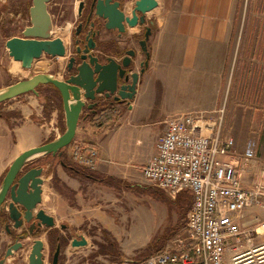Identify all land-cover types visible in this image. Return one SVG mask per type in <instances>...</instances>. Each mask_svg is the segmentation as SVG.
Returning a JSON list of instances; mask_svg holds the SVG:
<instances>
[{
    "label": "crops",
    "instance_id": "obj_1",
    "mask_svg": "<svg viewBox=\"0 0 264 264\" xmlns=\"http://www.w3.org/2000/svg\"><path fill=\"white\" fill-rule=\"evenodd\" d=\"M16 1L24 6L28 13L30 7L28 1ZM75 1L74 7L69 4V7L64 9L63 17L54 21L53 31L58 32L59 37L67 27L68 29L73 27L77 19L79 0ZM134 1L131 0V3ZM156 2L157 7L145 17L146 25L151 27L147 43L148 67L129 107L124 104L114 106L116 120L100 133L92 131L87 119L82 120L78 124L73 140L76 145L87 144L96 151L98 162L93 171L97 176L116 179L120 185L131 175L133 169L140 170L154 153L157 138L163 132V123L169 116L187 113L209 115L221 108H224L226 116L228 107L250 106L254 109L251 110L252 119L247 121L257 124L264 122V19L261 18L262 14L256 12L257 6L250 4L244 16L239 0H156ZM130 11L131 6L126 12L125 21L129 20ZM138 31V27L128 29V34L136 37ZM41 59L42 62L37 63V67H45L42 73L51 72L61 77L53 59L46 56ZM19 65V62L10 60L9 69L17 71ZM20 71L12 73L8 70L13 76L22 73ZM32 72L33 74L28 77L37 74L34 70ZM44 91L45 87L41 86L38 89L39 96L24 94L9 101L12 106L6 107V111L13 112L19 117L10 119L9 123L0 119V142L7 145L6 150L2 149L4 155L0 153V179L19 154L44 145L63 133L65 122L62 102L61 110L52 103L50 113L45 115ZM152 105L161 107L158 119L155 120L162 127L152 141L147 156L142 163L133 167L121 164L114 159L110 144L104 140L119 135L123 121L131 124L147 117ZM87 112L86 110L85 113ZM259 116L262 117L258 118ZM109 126L112 127L111 133L103 136ZM241 144V138L240 140L238 137L235 138V146ZM64 155L69 161L68 154L65 152ZM46 157L33 162L40 160L45 165L39 208L47 215L53 217L54 213H58L64 218L69 210H81L80 200H83V206L86 201L94 198V194L108 196L115 192L108 189L104 182L69 175L61 166L54 165L52 157ZM244 172L240 174L241 180L245 179ZM247 172L255 178L257 176L255 174H259L260 171L256 164H250ZM46 185L50 187L51 199L47 196L50 202L45 198ZM44 201L48 202L47 205H44ZM90 205L87 204V208H90ZM95 211L97 214L94 217L103 216V220L107 219L108 216L101 215L100 208H96ZM101 224L104 226L106 222ZM71 239L73 238H69V241ZM31 240L43 242L44 254L46 250L44 236ZM85 240L88 245L86 238Z\"/></svg>",
    "mask_w": 264,
    "mask_h": 264
},
{
    "label": "water",
    "instance_id": "obj_2",
    "mask_svg": "<svg viewBox=\"0 0 264 264\" xmlns=\"http://www.w3.org/2000/svg\"><path fill=\"white\" fill-rule=\"evenodd\" d=\"M5 1L0 0V3ZM50 1L31 0L28 8V26L23 28L20 36H12L4 42V50L14 62L27 64L43 56L57 58L63 53L64 47L61 40L52 37L53 23L48 12ZM83 4L84 0H81L78 5V16L81 14ZM118 6L117 2L111 0H92L87 16L89 31L83 41H75L77 44L75 53L79 56L77 59L74 56L68 58L66 78L61 79L53 73H38L0 88L1 104L28 93L39 96L37 87L51 86L60 95L65 122L64 131L60 136L44 145L22 152L7 168L0 182V214L6 219V222L2 223L6 236H10L11 233L8 230L9 224L16 233L23 226L29 225L30 236L40 232L42 228L55 227L54 218L39 208L44 184V164L29 168L32 162L45 156L60 158L74 140L78 124L85 120L88 114L96 112L95 107L100 99L106 100L113 95V100H122L129 107V103L135 96L138 78L148 64L146 42L150 29L145 26V17L148 12L157 7V2L156 0H135L132 3L128 21H125L124 14ZM95 22H97V28L104 31H116L118 34L124 33L125 28L138 27L139 32L145 30L144 38L139 45L146 56V61L138 65L144 66L139 72L136 71L137 62L134 51L127 52L120 60L107 58L100 61L94 56L91 52L95 48L91 29ZM81 28L82 23H78L75 28V37L79 35ZM83 42L86 44L81 49L78 44ZM86 110L88 113H85ZM23 239L24 235H21L15 238L12 244H9L6 239L1 241L5 252L0 259V264H13L14 256L24 248ZM86 245L85 238L78 235L70 242V247L73 249L83 248ZM43 250V242L33 240L26 264H44ZM58 252L57 247L51 264L57 263Z\"/></svg>",
    "mask_w": 264,
    "mask_h": 264
},
{
    "label": "built area",
    "instance_id": "obj_3",
    "mask_svg": "<svg viewBox=\"0 0 264 264\" xmlns=\"http://www.w3.org/2000/svg\"><path fill=\"white\" fill-rule=\"evenodd\" d=\"M222 124L221 111L177 114L164 121L140 173L171 198L190 193L184 226L159 253L112 264H264V219H246L249 209H264V185L246 187L240 177L254 157L255 143L247 141L238 154ZM77 146L71 148L72 161L95 170L96 151L82 146L80 153Z\"/></svg>",
    "mask_w": 264,
    "mask_h": 264
},
{
    "label": "rangeland",
    "instance_id": "obj_4",
    "mask_svg": "<svg viewBox=\"0 0 264 264\" xmlns=\"http://www.w3.org/2000/svg\"><path fill=\"white\" fill-rule=\"evenodd\" d=\"M27 1L30 5V0ZM71 1L68 0L67 3L69 4ZM239 3L244 16L250 4H255L257 6L256 12L262 14L261 18L264 19V0H239ZM68 7L69 5H66V8ZM28 20L27 10L24 6L19 5L18 1L6 0L4 3H0V88L11 85L23 77H28L33 74L32 70L36 73L45 71V67H37V63L42 62L41 58L32 60L27 64L20 63V68L17 71L21 70L20 72L22 73L18 75H12V73H17L16 69H9L10 60L12 59L7 56L4 50V42L12 35H21L23 28L26 25L28 26ZM72 29L73 27L69 29L67 27L61 32L60 37L56 31L52 35L54 38L59 37L64 47L63 53L56 60H53L55 68H59L58 70H60L61 77L65 74L63 68L69 57V35ZM8 70L12 73L8 72ZM10 105L9 101L4 103V110ZM227 109L226 114H228L226 116H224V108L217 111H221L223 116V135L232 138L234 142L235 138L238 137L239 140L241 138L242 144L237 145V147L235 146V151L241 154L247 141L251 140L255 143L254 157L250 164H256L260 172L259 174H255L257 175L255 178H252L251 174H247V168H245L244 173L246 175L244 176L245 179L241 180L242 185L246 187L251 186L253 183L264 185V122L257 124L247 121L252 119L250 115L251 110L254 108L250 106L228 107ZM160 110V106L152 105L150 114L147 117H144L140 121H134L131 124H126L123 121L119 135H113L111 138L104 140L110 144V149L114 152L113 157L115 160L131 167L143 162L149 152L152 141L155 140L156 134L162 127L155 120L158 119ZM261 117L259 116L258 118ZM111 128L109 126L103 133V136L111 133ZM70 145L66 148L65 152L68 154L69 162L74 163L70 156L71 148L74 144ZM6 147V144L0 142V153H2V156L4 155L2 149L6 150ZM123 181L120 189L113 193L110 191L113 195L109 194L106 196L105 194L97 195L92 193L95 195L94 198L89 202L86 201V204L84 203L83 206V200H80L81 210L73 209L75 212L69 210L67 216L64 218L60 217L58 213H54L53 217L58 221L55 220L56 223L65 224L67 228L71 227H69L67 239H74L78 235L86 238L88 241L86 247L78 249L71 248L69 244L63 251V264H112L124 259L136 260L137 258L139 259L140 257L154 253L157 250L156 248H159L160 244L166 239V236L172 230H176L165 242L163 249L167 248V246H170V239L174 234L182 230L189 206L185 207L183 205L184 213L182 214L171 203L168 205L166 202H162L152 196L149 192L153 191L152 189L155 187L142 178L140 170L133 169L131 175ZM49 190L50 187L46 185V199L49 197ZM58 191L60 190L58 189ZM166 196L171 202L176 199V197L171 198L167 194ZM49 198L48 202L51 199ZM47 201H44V205H47ZM87 204H91V207L87 208ZM96 208H100L101 215L108 216L107 219L104 218L103 220V216L99 218L94 217L97 214ZM251 218L264 219V209H249L246 213V219ZM101 222H106V224L102 226ZM29 242L25 241L26 244ZM150 242H153L155 246L146 249ZM44 257L47 259V247L44 251Z\"/></svg>",
    "mask_w": 264,
    "mask_h": 264
},
{
    "label": "flooded vegetation",
    "instance_id": "obj_5",
    "mask_svg": "<svg viewBox=\"0 0 264 264\" xmlns=\"http://www.w3.org/2000/svg\"><path fill=\"white\" fill-rule=\"evenodd\" d=\"M51 0L48 3V12L51 16L53 27H54V21H58V19L62 18L64 15V9L66 8V5H69L73 7L76 4V1L73 2L71 1L69 4L67 3L68 0ZM81 0L78 1L77 4V11H78V5ZM112 2H117L119 4L118 9L123 12L124 18L126 17V12L128 11L129 7L131 6L132 9V3L131 0H111ZM31 2V0H30ZM92 0H84L83 8L81 10V14L78 16L77 14V19L73 24V29L69 35V40H70V50H69V57L74 56L76 59L78 58L79 55H76L75 53V48L77 44H75L76 40H84L87 32L89 31V23L87 24V16L89 12V6L91 4ZM54 9V11H53ZM57 11V12H55ZM78 23H82V28L80 30V33L77 37L74 36L75 33V28ZM97 22L94 23L93 28L91 29L92 31V42L93 45L95 46L94 50L91 52L96 56L100 61H104V59L107 58H114L116 60L122 59L127 52L129 51H134L136 55V62H137V68L136 71L139 72L144 66L139 67L138 65L144 63L146 61V56L145 54L142 53L139 42L143 40L144 38V32L145 30L143 29L142 32L138 31V35L136 37L130 36L128 34V29L125 28L124 33L118 34L116 31H104L101 30V28L96 27ZM145 26L148 27L149 29L151 27L147 26L145 23ZM151 34V30H150ZM150 34L148 36L147 42H146V52L148 53V60L149 61V50H148V40L150 37ZM85 42L78 44L80 48L82 49L83 46H85ZM68 60V59H67ZM66 66L67 62L64 65V71L65 74L63 76V79L68 76V72L66 71ZM148 67V64H147ZM147 67L144 69L142 75L138 78V84L136 86V91L138 86L142 83L143 80V74L145 73ZM41 86L37 87L39 89ZM136 94V93H135ZM113 95L110 96L106 100L100 99L99 104L95 107V111L97 110H106L107 108L114 109V106L124 104L127 105L125 102L122 100L115 101L113 100ZM135 97V96H134ZM102 100V101H101ZM39 165H31L29 168H33ZM55 221V219H54ZM6 222V219L4 215L0 214V231L2 232V237L0 238V259L2 258L4 252H5V247L4 244H1V241L3 239H6L9 244H12L14 242V239L24 235V239L22 240V243L24 245V248L19 251L13 259V264H26V259L28 256V251L30 249V246L32 244L31 240L32 238L36 237H41L42 235L44 236V241L46 243L47 247V259L44 257V264H51L52 263V257L53 254L56 250V248H59L58 256H57V263L60 264L61 259L63 258V251L66 249L67 244L69 239H67V231L68 228L65 224H56L55 221V227L52 229H44L42 228L40 232H35L32 236L28 234L29 230V225L23 226L20 230L16 232H13L11 229V225H8V230L11 231L10 236L5 235V229L2 225V223ZM72 240V239H71ZM69 241V244L71 242ZM25 241H30L28 244L25 243ZM65 244L64 247L62 248L61 245ZM45 247V246H44ZM64 262V261H63Z\"/></svg>",
    "mask_w": 264,
    "mask_h": 264
},
{
    "label": "trees",
    "instance_id": "obj_6",
    "mask_svg": "<svg viewBox=\"0 0 264 264\" xmlns=\"http://www.w3.org/2000/svg\"><path fill=\"white\" fill-rule=\"evenodd\" d=\"M44 87H45V91H44V93H45L44 99L45 100L43 101V113L45 115H48L50 113V111H51L50 107H51L52 103H55V105H57V107H59V109L61 110V98H60L59 93L55 89H53L51 86H44ZM4 103H6V102H4ZM4 103L0 104V119L4 120L6 123H9L10 119L17 118L19 116L13 112L4 110V108H3ZM116 118H117V113H115V111L113 109L107 108L106 110H103V109L97 110L95 113L88 114L86 119H87L89 127L92 129V131L95 133H100L109 124H112L116 120ZM84 145L87 148H91L90 145H87V144H84ZM77 149L80 150V153L84 152L81 150L82 146L81 147L77 146ZM64 153L65 152H63V154L61 155L60 158H57L56 156L53 157L55 166H61L69 175H71L73 177H78V178H83V179H92V180L104 182V185H106L108 189H112L113 191H117L118 189H120V184L116 179L104 178V177L97 176L94 171H90L88 169H85L83 167L78 166L75 163H72V162H69L68 160H66ZM49 157L50 156H47L46 158H49ZM41 162L42 161L38 160L36 162H33L31 165L43 164V162L42 163ZM152 190L153 191L149 192L152 196L161 200L162 202L163 201L166 202L168 205L171 203L172 205L175 206L176 210L180 211L182 214L184 213L183 205L185 207L190 206L191 195L188 191L184 190V191L179 192L176 195V199L173 202H171L167 198L166 194L163 191H160L156 188H154ZM180 218H182V217H180ZM175 231L172 230L166 236V239L163 241L162 244H160L159 248H156L157 250H155L154 253L149 254L148 256L140 257L139 259L137 258L136 260L144 259L146 257L157 254L160 251H162L165 242L173 235V233ZM64 245L65 244H62L61 247L63 248ZM153 246H155L154 243L150 242V244H148L146 249L148 247L151 248ZM60 264H63V258L61 259Z\"/></svg>",
    "mask_w": 264,
    "mask_h": 264
},
{
    "label": "bare ground",
    "instance_id": "obj_7",
    "mask_svg": "<svg viewBox=\"0 0 264 264\" xmlns=\"http://www.w3.org/2000/svg\"><path fill=\"white\" fill-rule=\"evenodd\" d=\"M38 74V73H37ZM35 75V74H34ZM27 78V77H26Z\"/></svg>",
    "mask_w": 264,
    "mask_h": 264
}]
</instances>
